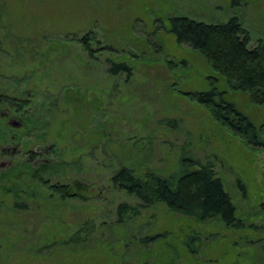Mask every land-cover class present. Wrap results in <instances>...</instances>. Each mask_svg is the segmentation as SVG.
<instances>
[{
	"label": "rangeland",
	"instance_id": "obj_1",
	"mask_svg": "<svg viewBox=\"0 0 264 264\" xmlns=\"http://www.w3.org/2000/svg\"><path fill=\"white\" fill-rule=\"evenodd\" d=\"M178 15H237L255 44L264 38V0H0V92L25 108L0 104V181L41 150L62 161L50 186L87 184L85 198H62L34 181L16 210L0 190V264H264V146H248L189 93L219 88L263 131L264 106L177 41ZM90 29L100 42L91 58L79 39ZM191 154L222 178L233 223L140 207L111 181L122 165L173 174ZM120 203L135 211L118 214Z\"/></svg>",
	"mask_w": 264,
	"mask_h": 264
},
{
	"label": "trees",
	"instance_id": "obj_2",
	"mask_svg": "<svg viewBox=\"0 0 264 264\" xmlns=\"http://www.w3.org/2000/svg\"><path fill=\"white\" fill-rule=\"evenodd\" d=\"M172 23V30L179 43L190 45L205 55L229 88L246 93L254 103L264 106L263 37H259L255 44L251 31L237 15L224 23H208L178 15L172 17ZM79 39L89 57H94L97 49L93 48L92 44L100 43L94 29H90ZM114 65L118 71H132L126 62ZM225 93L215 87L189 95L203 104L215 122L229 128L248 146L263 147V127H257L234 102L226 99ZM3 103H11L18 111L25 109L23 103L12 100L0 92V104ZM13 137L16 138L18 135ZM39 154L36 152L29 154L31 157L28 156L17 167L14 164L8 165L3 171L1 176L7 183L0 181V190L14 198L11 209L16 210L18 206L27 207L26 201L34 198L35 189L30 186L34 181L41 182L62 198L84 197L82 189L85 191L87 184L78 181L73 185L50 186L46 177L52 175L54 171L61 172L62 161L56 159L50 162L40 161L38 166H35L32 161ZM111 181L117 188L134 195L139 200L140 207H153L162 203L172 212H179L198 220L216 217L227 224L237 220L235 204L225 189L222 178L217 176L212 162H203L192 154L185 156L180 170L173 174L161 175L152 171L140 177L130 166L122 165L115 171ZM262 207L264 208V203ZM134 209L127 203H120L118 214L129 213L131 210L133 212Z\"/></svg>",
	"mask_w": 264,
	"mask_h": 264
},
{
	"label": "flooded vegetation",
	"instance_id": "obj_3",
	"mask_svg": "<svg viewBox=\"0 0 264 264\" xmlns=\"http://www.w3.org/2000/svg\"><path fill=\"white\" fill-rule=\"evenodd\" d=\"M2 115H4V117L7 118V112L4 113V114L2 113ZM8 120H9V119H8ZM9 123H10V124H15V123H21V122L18 121V120H13V119H11V120H9ZM48 148H49V147H48ZM13 150H14V152H16V149H15V148H14ZM40 151H41V150H39V152H38V151H35V152L39 154V153H41ZM50 151H51V149H50ZM50 151H49V152H50ZM6 152L9 153V152H10V149L7 148V149H6ZM39 156H40V154L38 155V157L35 158L34 162H37V163H39L40 161L50 162V160H46V159L43 158V157L40 158ZM60 186H63V185H60Z\"/></svg>",
	"mask_w": 264,
	"mask_h": 264
},
{
	"label": "water",
	"instance_id": "obj_4",
	"mask_svg": "<svg viewBox=\"0 0 264 264\" xmlns=\"http://www.w3.org/2000/svg\"><path fill=\"white\" fill-rule=\"evenodd\" d=\"M3 166H5V163H2Z\"/></svg>",
	"mask_w": 264,
	"mask_h": 264
}]
</instances>
